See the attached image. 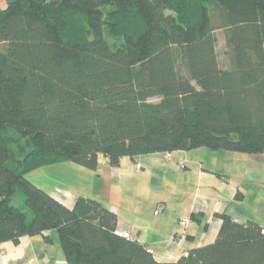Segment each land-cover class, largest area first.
Instances as JSON below:
<instances>
[{"label":"trees","instance_id":"trees-1","mask_svg":"<svg viewBox=\"0 0 264 264\" xmlns=\"http://www.w3.org/2000/svg\"><path fill=\"white\" fill-rule=\"evenodd\" d=\"M5 1L0 244L55 229L67 264H264L252 219L218 213L212 242L160 261L117 233L100 201L80 195L68 207L25 175L63 161L96 169L99 154L117 166L199 147L263 152L264 0Z\"/></svg>","mask_w":264,"mask_h":264},{"label":"crops","instance_id":"crops-1","mask_svg":"<svg viewBox=\"0 0 264 264\" xmlns=\"http://www.w3.org/2000/svg\"><path fill=\"white\" fill-rule=\"evenodd\" d=\"M213 153L217 158L235 157L223 150L196 148L172 151L171 160H165L160 152L134 158L123 156L117 166H110L99 154L96 169L76 163V177L81 182L76 184V194L57 190L49 193L68 207L80 195L100 201L116 212L118 232L134 235L151 249L157 260L173 261L188 249L215 239L221 223L218 213L225 212L242 223L252 219L264 227V188L263 193L254 191L246 197L240 192L241 196L237 197L235 194L243 184L231 183L228 173L212 169L214 166L208 158ZM253 155L264 158V151ZM182 160L185 166L180 165ZM136 163L142 166L141 170H136ZM260 165L256 162L250 165V172L262 180L264 176L259 170L264 165ZM191 177L197 183L193 184ZM159 202L165 207L156 215L154 207ZM186 217L188 223L180 226L178 220ZM36 235H23L16 244L2 242L0 264L45 263L43 254L36 259L31 257ZM63 259V264H67L65 256Z\"/></svg>","mask_w":264,"mask_h":264},{"label":"rangeland","instance_id":"rangeland-1","mask_svg":"<svg viewBox=\"0 0 264 264\" xmlns=\"http://www.w3.org/2000/svg\"><path fill=\"white\" fill-rule=\"evenodd\" d=\"M210 9L215 8L216 2L211 1L208 3ZM1 7H5L6 1L0 0ZM217 33V53L218 60L222 66L227 65V57L225 55V42L221 29L216 31ZM204 150H210L205 147ZM193 150V149H191ZM195 150V149H194ZM229 152L228 154H234L232 157L217 158L215 154H210L209 162L214 166L212 169L220 170V172H226L229 174L231 183L243 184L240 188V192L246 194V197L251 195L254 191L263 193L264 178L261 180L257 177V174L250 172V165L260 163V166L264 165V158L255 157L256 155L250 153H243L237 151L223 150ZM207 160V157H206ZM208 162V160L206 161ZM76 163L72 161H64L57 165H45L25 173L26 177L33 181L45 191L57 190L59 193H75L76 184H80V178L76 177ZM264 168V166L262 167ZM264 176V169H260ZM78 174V173H77ZM255 175V176H254ZM256 177V178H255ZM262 178V176H261ZM193 184L197 183L195 177H191ZM146 181V180H145ZM49 239H45L43 235L38 234L33 238V250L31 256L36 259L41 254L45 255L46 262L42 264H63L64 253L60 246L57 231L55 229L49 230ZM37 252V254H35ZM30 257V255L28 254Z\"/></svg>","mask_w":264,"mask_h":264},{"label":"built area","instance_id":"built-area-1","mask_svg":"<svg viewBox=\"0 0 264 264\" xmlns=\"http://www.w3.org/2000/svg\"><path fill=\"white\" fill-rule=\"evenodd\" d=\"M162 156H163V158L165 160H171L170 152H163ZM179 163H180L181 166H185L184 160L180 161ZM135 168H136V170H141L142 166L139 163H136ZM164 207L165 206H164V204L162 202L157 203L155 205V207H154V213L156 215H159L164 210ZM187 223H188V218H181V219L178 220V224L180 226H185ZM117 233H119L120 235H123V236H125L127 238L134 239V235H132V234L121 233V232H118V231H117ZM149 250L151 251L150 248H149Z\"/></svg>","mask_w":264,"mask_h":264}]
</instances>
